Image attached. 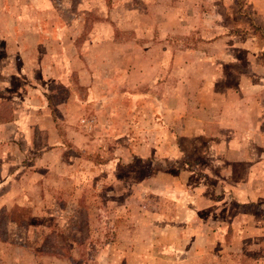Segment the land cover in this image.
Returning <instances> with one entry per match:
<instances>
[{"label":"rangeland","instance_id":"obj_1","mask_svg":"<svg viewBox=\"0 0 264 264\" xmlns=\"http://www.w3.org/2000/svg\"><path fill=\"white\" fill-rule=\"evenodd\" d=\"M253 3L0 0V264H264V201L249 195L264 185L228 167L239 144L199 134L221 99H192L205 75L165 68L169 47L228 48L201 34L245 32ZM256 25L250 59L218 58L230 85L264 77Z\"/></svg>","mask_w":264,"mask_h":264},{"label":"crops","instance_id":"obj_2","mask_svg":"<svg viewBox=\"0 0 264 264\" xmlns=\"http://www.w3.org/2000/svg\"><path fill=\"white\" fill-rule=\"evenodd\" d=\"M183 6V4L180 2L179 7ZM253 17L248 18L243 17L241 15L234 14L235 17H242L243 20H247L248 24H243V27L247 28L245 29V32L249 30L250 28L259 24L258 28H261V32L264 36V0H254L253 3ZM198 5L196 6V9H198ZM182 19H179L181 21ZM259 20V21H257ZM165 24H169L170 19L168 17H165L164 19ZM255 27V28H256ZM237 28H240L239 26L234 25L233 31L230 34L228 32L222 37H205L203 34H201V41H209L210 43L208 45H215L219 41L227 40L229 43V47L226 49H223L222 51L216 53L213 50L209 51H203L198 44L196 47L192 48H184V49H174L172 47H169L167 50L170 54V61L171 57L174 56V61L172 59V64L170 63L165 66L167 68V72L171 70H175L176 65L178 64L179 70L182 71H190L196 73L195 78H198L199 74H204L205 76L202 77L199 80L198 90L195 95V98L192 97V99H198L199 97H219L221 99V105L218 109H213V114L218 115V125L215 123H212L211 125V132L213 134H207V130L204 131L201 130L199 134H201L205 138L211 137V139L215 140L216 137H229L227 139V146L232 151L240 150V147H237V144H239L244 152V159H232L231 161H228V167L234 168V163H239L240 165H243L245 168H249L248 174L246 176V184H261L264 185L263 177L264 173H256V169H261V166L264 167V163L260 161H264L262 157L264 158V129L261 127L262 120L264 119V77L260 78L259 76V82L254 81V83H248L252 80L250 78H245L243 75L237 76L236 84L230 85L226 81H224L225 75L223 73H234L236 71L235 68H229V64H223L218 63V61H221L218 59L219 57L222 58L225 54L228 58H233L234 61H236L237 58V52L243 53L244 56H246L248 59L251 58L252 54H254L256 48H254V41L256 42L257 36L254 34H245L239 33L235 34L234 31L237 30ZM246 42V43H245ZM246 45H243V44ZM250 50V52H248ZM174 51V52H173ZM235 52V54H234ZM174 53V54H173ZM212 55V57H210ZM209 56V57H208ZM191 57H197L201 63H191L189 62ZM224 58H222L223 60ZM216 61V62H215ZM187 62V63H186ZM239 64V63H238ZM248 66V65H247ZM262 66V64H260ZM264 67V66H263ZM241 68V67H238ZM262 68V67H261ZM137 70H143V71H150L154 70V66L152 65L151 61H148L142 68H137ZM208 73H215V77L210 76L211 74ZM224 76V77H222ZM224 81V85L222 82ZM192 82V79H186V85L190 87L191 85L189 83ZM196 82V81H195ZM222 84L223 87L220 90L218 89V85ZM164 85L168 84L163 83ZM183 86V85H182ZM150 94V93H149ZM150 96V95H149ZM147 99H149L147 97ZM231 99V100H229ZM236 99L235 101H233ZM201 100V111L208 110V105H205ZM234 105H238L236 109H234ZM205 108V109H204ZM251 110V113L248 110ZM253 114V115H252ZM227 115H229L230 119L226 120ZM253 116V117H252ZM250 120L257 123L256 127H250ZM4 122H1L0 125L3 124H9L12 122V118H8L6 120H3ZM219 128V129H218ZM238 130V131H237ZM210 133V132H209ZM243 138L242 144H240V138ZM240 137V138H237ZM182 138V137H181ZM210 139V138H209ZM239 140V141H238ZM179 141L181 142L182 139L179 138ZM238 141V142H237ZM259 143L257 144V142ZM180 147L183 149V146L180 143ZM248 152L250 153V159H248ZM259 152V153H258ZM258 153V159L255 158L256 154ZM254 156V157H253ZM254 161H259L258 163L254 164ZM250 164L252 165L250 167ZM250 170H252L253 173L250 174ZM232 177V176H230ZM228 182H234L233 179L228 178ZM236 182V181H235ZM250 199H257L260 200L262 203L264 201V192H261V190H251V193H249ZM253 201V200H252Z\"/></svg>","mask_w":264,"mask_h":264}]
</instances>
